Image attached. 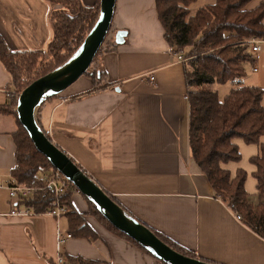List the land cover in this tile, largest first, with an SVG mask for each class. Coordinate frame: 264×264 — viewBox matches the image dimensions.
Returning <instances> with one entry per match:
<instances>
[{"label":"crops","instance_id":"crops-1","mask_svg":"<svg viewBox=\"0 0 264 264\" xmlns=\"http://www.w3.org/2000/svg\"><path fill=\"white\" fill-rule=\"evenodd\" d=\"M80 1L86 8L97 3ZM263 1L253 0L248 9ZM51 10L45 0H0V34L8 48L47 53L54 37ZM118 31L128 33L123 45L115 43ZM109 38L115 48L101 56L109 87L94 91L93 80L81 77L37 109L41 128L130 216L197 259L264 264V239L235 219L192 158L185 66L165 39L156 0H117ZM252 56L245 84L264 92V41ZM150 75L154 81L148 80ZM10 82L0 62V107L8 103L3 91ZM232 88L221 86L220 100ZM18 129L14 117L0 113V264H56L60 254L64 264H162L108 230L91 214L81 193L73 192L71 203L92 232L89 237L72 231L67 215H12L17 204L8 187L16 181L12 171L17 166ZM234 143L241 159L222 168L233 177L239 170L247 173L245 189L257 205L252 159L261 154L260 146L241 139ZM17 206L27 208L25 202ZM59 232L73 236L63 248L58 245Z\"/></svg>","mask_w":264,"mask_h":264},{"label":"trees","instance_id":"trees-1","mask_svg":"<svg viewBox=\"0 0 264 264\" xmlns=\"http://www.w3.org/2000/svg\"><path fill=\"white\" fill-rule=\"evenodd\" d=\"M45 1L53 6L50 23L54 37L48 54L44 51H11L0 34V62L11 77L6 88L11 96L6 106L0 107V113L14 117L18 124L19 129L15 134L17 166L12 176L18 183L26 185L53 167L36 149L19 121L17 95L74 56L97 22L100 11V0L92 8H86L80 0ZM196 1L156 0L165 39L170 48H176L177 53H182L184 57L192 158L207 177L216 196L227 207L241 214L246 225L264 239V144L261 143L264 137V92L245 84L246 65L253 62L251 41H264V1L258 7L248 9L253 0H216L190 17L189 7ZM105 43L93 61V66L98 67L97 71L85 75L93 80L94 91L109 87L101 68V56L105 51H113L115 45L111 41L106 46ZM228 84L233 88L222 101L217 88ZM238 139L260 146L261 154L252 159L257 168L254 174L259 199L257 205L251 203L245 189L247 173L239 170L233 177L222 168V164L240 161L241 154L234 143ZM72 195V191H67L61 198L67 208L65 215L70 219L71 230L89 237L92 232L73 208ZM88 202L91 214L108 230L149 253L116 229ZM54 203V194L45 191L25 202V205L39 215L50 211ZM152 231L179 253L197 258L163 234ZM79 264L90 263L80 261Z\"/></svg>","mask_w":264,"mask_h":264},{"label":"water","instance_id":"water-1","mask_svg":"<svg viewBox=\"0 0 264 264\" xmlns=\"http://www.w3.org/2000/svg\"><path fill=\"white\" fill-rule=\"evenodd\" d=\"M117 0H100L97 22L74 56L53 72L24 89L17 101L18 118L36 149L120 232L165 264H214L183 255L162 241L149 227L130 216L47 136L36 118L37 109L90 73L93 61L112 28ZM128 33L118 31L115 43L123 45Z\"/></svg>","mask_w":264,"mask_h":264},{"label":"built area","instance_id":"built-area-1","mask_svg":"<svg viewBox=\"0 0 264 264\" xmlns=\"http://www.w3.org/2000/svg\"><path fill=\"white\" fill-rule=\"evenodd\" d=\"M260 40L253 39L251 41V52L252 53H258L260 51ZM174 52H176V59L179 63L184 62V57L182 53H177L176 48H172ZM254 72H257V69H254ZM149 81H154V78L150 75L148 76ZM8 98L11 96L10 91L7 89L3 91ZM21 93H19L17 96L19 98ZM9 196L12 201H15L18 205L19 203L27 202L29 200H32L36 195H38L41 192H51L55 196V203L54 207L43 214L39 215H48L51 217H54L56 219H60L63 215L66 214L67 208L62 203V196L67 191L77 192L78 189L70 182L69 179H67L62 173H60L58 170L50 169L48 171H44L40 173L30 184H20L17 182V180L14 182V184L10 187H8ZM16 205V208L11 212L14 216H27V215H37L34 210H30L28 207L20 210L18 206ZM229 208V207H228ZM230 210L234 213L235 219L239 222L245 223L244 217L233 211V208L230 207ZM73 236L71 234H63L59 232L58 234V245L60 248H63L67 244L69 240H71ZM65 263V257L60 254L57 259L56 264H64Z\"/></svg>","mask_w":264,"mask_h":264},{"label":"rangeland","instance_id":"rangeland-1","mask_svg":"<svg viewBox=\"0 0 264 264\" xmlns=\"http://www.w3.org/2000/svg\"><path fill=\"white\" fill-rule=\"evenodd\" d=\"M215 1H216V0H197L194 4H192V5L189 7V10H190V12H191L190 17L194 16L195 13H196L200 8H203V7L207 6V5H212V4L215 3ZM111 31H112V28H111ZM111 31H110V33H109L107 39H106V43H108V42L110 41V38H109V37H110ZM46 54H48V52H47ZM97 69H98V67L92 65V67H91V69H90V73H92V72H96ZM224 86H230V85L228 84V85H224ZM220 87H221V86H219L217 89H219Z\"/></svg>","mask_w":264,"mask_h":264}]
</instances>
